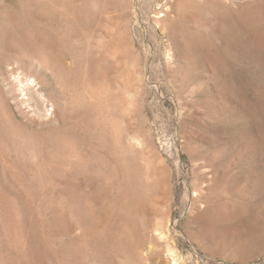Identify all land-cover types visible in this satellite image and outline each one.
<instances>
[{"label":"rangeland","instance_id":"1","mask_svg":"<svg viewBox=\"0 0 264 264\" xmlns=\"http://www.w3.org/2000/svg\"><path fill=\"white\" fill-rule=\"evenodd\" d=\"M0 264H264V0H0Z\"/></svg>","mask_w":264,"mask_h":264},{"label":"bare ground","instance_id":"2","mask_svg":"<svg viewBox=\"0 0 264 264\" xmlns=\"http://www.w3.org/2000/svg\"><path fill=\"white\" fill-rule=\"evenodd\" d=\"M185 1V0H184Z\"/></svg>","mask_w":264,"mask_h":264}]
</instances>
